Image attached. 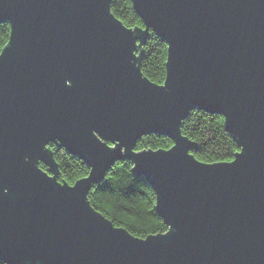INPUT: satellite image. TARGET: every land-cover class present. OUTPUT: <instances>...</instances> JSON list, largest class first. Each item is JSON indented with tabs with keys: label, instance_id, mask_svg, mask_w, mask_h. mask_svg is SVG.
<instances>
[{
	"label": "water",
	"instance_id": "95a60500",
	"mask_svg": "<svg viewBox=\"0 0 264 264\" xmlns=\"http://www.w3.org/2000/svg\"><path fill=\"white\" fill-rule=\"evenodd\" d=\"M131 2L143 26L111 0H0V261L264 264V0ZM150 31L167 45L162 84L141 72ZM194 108L224 117L232 160L195 157L180 129ZM150 133L172 146L136 150ZM53 143L88 174L59 181ZM125 159L165 233L136 237L91 206Z\"/></svg>",
	"mask_w": 264,
	"mask_h": 264
},
{
	"label": "trees",
	"instance_id": "16d2710c",
	"mask_svg": "<svg viewBox=\"0 0 264 264\" xmlns=\"http://www.w3.org/2000/svg\"><path fill=\"white\" fill-rule=\"evenodd\" d=\"M111 12L129 27L143 26L131 0H111ZM10 26L0 21V52L9 40ZM140 59L141 72L154 83L165 79L167 45L150 31ZM181 133L197 143L195 157L205 163L226 162L233 159L239 146L225 130L224 117L198 108L190 110L181 122ZM173 142L167 136L150 133L136 143V150L168 149ZM58 164V180L74 184L88 174L87 165L69 154L56 143L50 145ZM39 166L46 169L42 163ZM87 198L91 206L109 219L115 226L123 227L136 237L165 233L168 226L155 211V194L143 176L132 172L129 159L118 160L107 171L104 179L94 183ZM0 264H4L0 261Z\"/></svg>",
	"mask_w": 264,
	"mask_h": 264
}]
</instances>
